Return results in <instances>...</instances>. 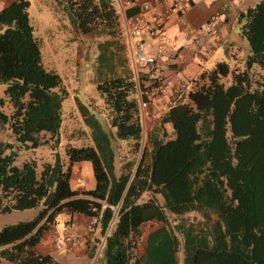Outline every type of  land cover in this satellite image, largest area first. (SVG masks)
Listing matches in <instances>:
<instances>
[{"label":"trees","instance_id":"obj_1","mask_svg":"<svg viewBox=\"0 0 264 264\" xmlns=\"http://www.w3.org/2000/svg\"><path fill=\"white\" fill-rule=\"evenodd\" d=\"M55 2L78 34L123 36L115 0ZM29 5L13 0L0 9V82H6L0 104L10 103L8 112L0 108V212L36 213L0 229V257L62 264L37 245L67 211L87 222L97 217L90 228L98 227L96 242L103 241L97 264H264V0L237 13V35L224 45L229 60L189 80L149 133L137 96L141 76L122 51L116 60L97 53L96 89L108 117L77 99L91 141L67 143L65 155L53 150L40 169L33 158L14 161L20 149L48 143L46 133L59 143L66 89L42 62ZM119 139H129L126 153ZM81 160L92 165L91 189L71 185L73 164ZM190 212L202 217L200 227L187 221ZM153 221L163 224L143 238L144 224Z\"/></svg>","mask_w":264,"mask_h":264},{"label":"crops","instance_id":"obj_2","mask_svg":"<svg viewBox=\"0 0 264 264\" xmlns=\"http://www.w3.org/2000/svg\"><path fill=\"white\" fill-rule=\"evenodd\" d=\"M11 1L13 0H0V9ZM42 1L45 5L56 7L55 0ZM142 1L136 0V5L139 7L137 12H140ZM257 1L259 0H188L189 6L185 10H180L173 6L170 17L163 22L159 33L153 35L144 34L146 49L149 53H156L161 50L158 65H150L135 70L131 65L125 42L124 24L129 16L137 12L127 15L125 8L129 7V5L124 3L125 8L122 12L115 0L119 12V27L123 29V36L120 38L105 34L104 38L98 37L97 41H95V46L98 48L97 53H106L108 56L112 54L114 60H116L117 52L122 51L127 56V61L130 63L136 79L139 80L141 76L140 81L142 84L138 85L137 96L140 100L145 94L148 99V107L144 116H142L146 132L149 133L158 124L162 113L168 106L166 103L167 94L158 93L155 89V76L160 77L161 81L167 84L171 93L172 89L177 85L179 76H183L188 81L191 80L206 67L207 59L213 56L218 48H223L222 53L227 55V50L224 46L225 42L229 38L235 37L238 32L237 13L248 6L254 5ZM164 10L165 6L162 3H156L144 14L148 18L151 14L161 13ZM213 14H218V18L216 24L212 25L210 24V16ZM203 28H208L209 30L205 36H201V33L198 32ZM201 37H203V41H201ZM117 39H119V42ZM201 44L204 45L202 46ZM165 127H167V123ZM121 144L120 150L126 153L129 150L127 147L128 143L125 144L124 141H121ZM71 185L74 189H91L95 186V177L90 161L81 160L74 162ZM149 195V192L145 193L144 198ZM60 216H64V220L59 219ZM57 220V222L63 221L67 230L72 227L70 231L65 232V240L68 241L69 238L77 239L78 245L81 246V252L87 254L92 241L93 243L96 242L94 240L98 234V227L95 230L93 229L94 231L91 230L87 225L88 217L81 213H68L65 211L58 215ZM57 222L52 226L55 231H57ZM153 230L143 229V238L146 239L149 232ZM48 231L44 233L41 241L46 238ZM57 238H62V236H57ZM60 262L63 264L62 260Z\"/></svg>","mask_w":264,"mask_h":264},{"label":"rangeland","instance_id":"obj_3","mask_svg":"<svg viewBox=\"0 0 264 264\" xmlns=\"http://www.w3.org/2000/svg\"><path fill=\"white\" fill-rule=\"evenodd\" d=\"M30 2L29 17L34 26V33L40 42L42 62L48 69H52L59 74L61 83L66 89V95L63 99V121L59 131V143L56 144L54 138L46 133L49 139L48 143L40 144L36 148L20 149L14 161L19 164L25 159L33 158L40 169L42 162L53 159V150L65 155L67 143L80 146L83 142L91 141L90 127L85 124L80 114L76 103L77 99L86 103L89 110L96 113L100 119L108 117V109L96 89L97 74L94 65L97 61L98 52L95 41L98 37L104 38L105 34L97 30L91 34L80 35L73 30L64 13L57 11L54 6L45 5L42 0H30ZM117 40L119 42V39ZM222 51L223 48H218L214 55L207 59L205 68H211L219 60L228 59V56ZM230 63L233 65L232 61ZM5 87L6 82H0V97L6 98ZM9 107L10 103L8 101L0 104V108H4L7 112ZM165 130H168V137L173 136L171 123H167ZM119 140L124 141L125 144L129 141V139ZM122 154L120 151L121 156H123ZM132 156H136V153H132ZM35 213L34 208L0 212V229L6 224L30 218ZM169 218V221L173 224L174 216L170 215ZM59 219L64 220V216H60ZM187 219V221L192 220L194 226L200 227L202 225V217L196 212L188 213ZM162 224L161 221L149 222L145 224L144 229H155L162 226ZM56 226L57 231H55V228L50 229L46 233V238L38 243L37 251L50 252L62 260L63 264H89L92 255H89V253H87L88 255L83 254L80 245L57 246V236L61 235L63 241L66 242L65 232L70 231L72 227L67 230L63 221L57 222ZM93 245L92 241L91 247ZM144 246L145 242H140L138 253L143 252ZM0 264L17 263L0 257Z\"/></svg>","mask_w":264,"mask_h":264},{"label":"built area","instance_id":"obj_4","mask_svg":"<svg viewBox=\"0 0 264 264\" xmlns=\"http://www.w3.org/2000/svg\"><path fill=\"white\" fill-rule=\"evenodd\" d=\"M118 8L123 12L124 3L129 6L136 5V0H116ZM156 3H162L165 6V10L161 13H153L150 17H145L144 12L149 11L151 6ZM173 6L179 8L180 10H185L189 6L188 0H143L140 4V12L135 13L132 16H129L125 20V42L128 48L129 58L132 67L135 70L139 68L147 67L150 65H158L159 57L161 50L156 53H149L146 49V40L144 34L148 33L150 35L159 33L162 27V24L167 20L170 15ZM218 14H213L210 16V24H216ZM229 22V21H228ZM230 23V22H229ZM215 26V25H214ZM198 32L201 33V36L208 34L209 30L200 29ZM203 41V37H201ZM202 46L204 44H201ZM156 85L155 89L158 93L167 94V105L174 102L182 91L188 88V80L183 76H179L177 85L172 89L171 93L168 90L166 83L161 81L160 77L155 76ZM139 105L141 109L142 116H144L145 111L148 107V100L141 98L139 100ZM60 218V217H59ZM97 220L96 216H91L90 221L87 225L91 228V223ZM56 244L58 247L66 246L70 244L71 246L78 245V240L74 238H69L68 241H63L62 238H57ZM102 242H95L93 254L91 256V261L89 264H97L101 255H102Z\"/></svg>","mask_w":264,"mask_h":264}]
</instances>
